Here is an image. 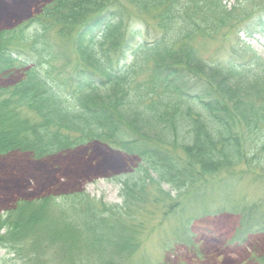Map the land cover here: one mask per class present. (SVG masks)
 <instances>
[{
	"label": "trees",
	"instance_id": "trees-1",
	"mask_svg": "<svg viewBox=\"0 0 264 264\" xmlns=\"http://www.w3.org/2000/svg\"><path fill=\"white\" fill-rule=\"evenodd\" d=\"M52 1L1 44L0 77L20 80L0 88V158L39 161L100 144L139 164L117 176L124 206L79 196L16 202L0 215V251L12 256L0 264H132L142 224L128 214L130 202L171 200L158 192L162 185L193 188L249 165L248 151L264 177V59L241 40L222 63L198 58L192 46L199 26L264 34V0H126L154 16L149 41L122 28L113 13L120 0ZM178 23L184 33H175ZM53 32L71 40L72 53L54 46ZM106 48L132 62L108 58ZM145 55L154 60L152 81L140 86ZM61 79L71 91L57 88ZM259 227L264 234V222ZM81 234L85 249L75 252Z\"/></svg>",
	"mask_w": 264,
	"mask_h": 264
},
{
	"label": "rangeland",
	"instance_id": "rangeland-1",
	"mask_svg": "<svg viewBox=\"0 0 264 264\" xmlns=\"http://www.w3.org/2000/svg\"><path fill=\"white\" fill-rule=\"evenodd\" d=\"M52 2L0 0V48L1 44L8 42L4 37L12 33L16 26L23 27L32 16H37L42 6ZM232 3L228 4V9ZM113 13H116L123 29L140 30L147 41L148 34L152 35V39L156 36L154 16L144 11L137 12L126 0H120ZM222 26L214 25L208 31L195 26L197 31H194L192 46L198 58L225 62L241 40L247 42L251 53L264 59V34L247 37L242 32H230L229 25L227 28ZM185 29L184 24L178 23L175 33H184ZM55 35L54 32L50 35L54 46L63 51L72 50L70 39ZM171 37L170 42H173L176 34ZM105 51L108 58L117 59L121 64L132 62L131 57L118 50L106 48ZM153 61L152 57L147 58L146 55L141 58L144 70L138 74L137 85L152 81L150 69ZM58 79V76H54L55 82ZM19 80L17 74L2 76L0 88H11ZM57 83L62 85L57 88L64 92L71 91L74 85L65 79ZM175 152L183 157L180 150ZM248 153L249 165L241 164L228 172L206 177V181L198 182L193 188L177 191L171 186L162 185L158 192L169 193L171 200L150 189L154 197L160 196V203L155 204L152 200L140 204L130 202L128 214L133 219L135 215L137 223L142 224L138 231L140 246L132 264L264 263V234L258 231L259 225L264 222V177L260 176L263 169L251 159L254 153ZM138 164V158L111 151L100 144H90L39 161L24 154L0 158V215L20 201L48 200L60 203L77 196L80 200L87 199L86 202L90 199L103 200L109 207L124 206L122 184L117 176L129 172ZM82 205L83 208L85 204ZM82 235L77 238L79 243L75 252L85 249ZM53 248L58 249L56 245ZM0 258L8 261L12 256L0 251Z\"/></svg>",
	"mask_w": 264,
	"mask_h": 264
}]
</instances>
